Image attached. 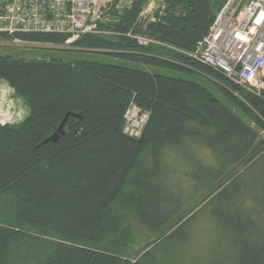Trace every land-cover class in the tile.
<instances>
[{
	"label": "trees",
	"instance_id": "1",
	"mask_svg": "<svg viewBox=\"0 0 264 264\" xmlns=\"http://www.w3.org/2000/svg\"><path fill=\"white\" fill-rule=\"evenodd\" d=\"M165 2L154 23L135 22L137 2L115 23L119 34H84L72 50L105 49L147 66L201 72L230 104L198 81L150 69L86 56L0 54V80L28 106L22 122L0 125V264H159L150 243L134 248L130 217L152 229L164 224L158 240L209 203L237 262L264 264V96L174 49L123 35L134 29L192 49L225 0ZM18 37L66 40L58 33ZM132 99L150 112L138 138L123 132ZM67 112L81 117L70 115L64 134L42 144ZM182 157L189 176L181 179L195 183L182 196L197 197L188 209L155 184L178 171Z\"/></svg>",
	"mask_w": 264,
	"mask_h": 264
},
{
	"label": "built area",
	"instance_id": "2",
	"mask_svg": "<svg viewBox=\"0 0 264 264\" xmlns=\"http://www.w3.org/2000/svg\"><path fill=\"white\" fill-rule=\"evenodd\" d=\"M159 1L152 5L148 0L141 8L137 21L143 27L165 15L166 2ZM136 4V0H0V42L5 37L18 42V35L27 33L65 34L68 44L84 34H115L120 31L110 25ZM123 35L142 46L174 49L252 93L264 90V0H225L208 32L192 49L134 29ZM139 107L132 99L124 112L123 132L129 137H140L149 120L150 112Z\"/></svg>",
	"mask_w": 264,
	"mask_h": 264
},
{
	"label": "rangeland",
	"instance_id": "3",
	"mask_svg": "<svg viewBox=\"0 0 264 264\" xmlns=\"http://www.w3.org/2000/svg\"><path fill=\"white\" fill-rule=\"evenodd\" d=\"M136 2H141L143 7L145 4H147L148 0H136ZM150 3L152 5H157L160 4L161 1L150 0ZM135 22H137V19ZM114 26L115 24L110 25V27ZM92 34H99L103 36L113 35L101 32ZM19 39L20 41L15 42L13 41V38H3L0 42V54H12L30 58L61 57L64 59L86 56L96 60L117 63L129 67L150 69L158 73L198 81L215 92L224 103L230 104L229 99L215 89L213 81L209 79L207 75L195 70L186 71L168 67L147 66L142 62L119 57L118 55L105 49H100L98 51H75L72 50L75 48L74 41V43L71 41V43L69 44L67 43L68 41H65V43L62 44L61 42H41L22 39L20 37ZM157 46L163 47L162 45ZM255 95L260 97L264 96V90L257 92V94ZM22 99L23 98L19 97L16 94L15 89L12 85L4 80H0L1 126L19 124L26 118V116L28 115V106ZM139 108L141 111H146V109H143L141 107ZM262 133H264V131H262ZM44 140L42 144L46 143V141ZM203 152L206 155V152L209 151L204 150ZM179 162L182 167L178 171L171 174L169 171H166L165 174H161L160 176L162 181H166L160 182L158 180V182L155 181V184L158 188L165 187V191L169 193V199H177L176 204H178V202L180 201H183L188 209L196 204L197 197H190L189 194H187L186 196H182V194L183 191L187 193L189 186H193V190L195 183H189L191 182L189 181V179H181L183 177L188 178L187 176H189V171L186 167L187 163L183 160V157ZM164 165L170 167L174 164L169 163ZM176 167L178 166L172 167L171 171H173L172 169ZM169 175L173 178L168 180ZM129 187H132V185H130ZM169 203L171 204V202ZM161 205V209H168V207L163 203ZM213 207L214 205L211 203L202 206L197 210L195 215L189 220L187 224L182 226L180 229H177L170 236L164 235L161 239L158 240L157 237L160 233V230L165 226L164 224H161L158 227L152 229L148 226L140 224L139 222H136V220L131 216L130 221H132L134 225V234L138 238L136 239L134 248H138L144 243H150L152 245V249L150 250L151 258L159 264H207L210 262L209 258L211 256H217V258L213 261V264H217L218 256L222 255L228 256L229 261L227 264H239L236 259L237 252L234 253L233 249L231 250V252H229V249L227 248L229 237L223 235L222 225L214 217ZM201 250L202 253H200L198 256L194 255V252H200Z\"/></svg>",
	"mask_w": 264,
	"mask_h": 264
},
{
	"label": "water",
	"instance_id": "4",
	"mask_svg": "<svg viewBox=\"0 0 264 264\" xmlns=\"http://www.w3.org/2000/svg\"><path fill=\"white\" fill-rule=\"evenodd\" d=\"M70 115H74V116H77V117L80 116V115H78V114H76V113H73V112H67V113L65 114L63 120H62L61 123L59 124L58 129H57L55 132H53L51 135H49L47 138H45L44 141H46V142H47V141H57V140L60 138V136H61L62 134H64V126H65L66 121H67V119H68V117H69ZM80 117H81V116H80Z\"/></svg>",
	"mask_w": 264,
	"mask_h": 264
},
{
	"label": "crops",
	"instance_id": "5",
	"mask_svg": "<svg viewBox=\"0 0 264 264\" xmlns=\"http://www.w3.org/2000/svg\"><path fill=\"white\" fill-rule=\"evenodd\" d=\"M248 203H251V200H248ZM228 248V247H227ZM233 249V252L234 253H236L237 252V250H236V248H232ZM195 254V256H198L200 253H202V250L199 252V251H196V252H194ZM193 254V253H192ZM237 254V253H236ZM217 258V256H211L210 258H209V260H210V262L209 263H207V264H213V261L215 260ZM236 258H237V256H236ZM223 260V256H218V262H217V264H222L221 263V261ZM237 261H238V259H237ZM228 263V262H227ZM226 263V264H227Z\"/></svg>",
	"mask_w": 264,
	"mask_h": 264
},
{
	"label": "bare ground",
	"instance_id": "6",
	"mask_svg": "<svg viewBox=\"0 0 264 264\" xmlns=\"http://www.w3.org/2000/svg\"><path fill=\"white\" fill-rule=\"evenodd\" d=\"M115 34H119V32H118V33L116 32ZM123 117H124V116H123ZM145 127H146V126H145Z\"/></svg>",
	"mask_w": 264,
	"mask_h": 264
}]
</instances>
